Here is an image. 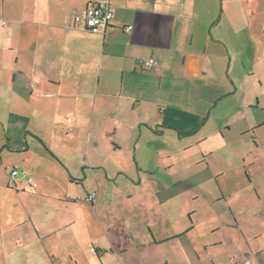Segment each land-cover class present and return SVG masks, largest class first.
I'll return each instance as SVG.
<instances>
[{
  "label": "crops",
  "instance_id": "obj_1",
  "mask_svg": "<svg viewBox=\"0 0 264 264\" xmlns=\"http://www.w3.org/2000/svg\"><path fill=\"white\" fill-rule=\"evenodd\" d=\"M110 1L103 33L65 25L89 0L1 21L0 144L27 145L0 179V264H264V0Z\"/></svg>",
  "mask_w": 264,
  "mask_h": 264
},
{
  "label": "rangeland",
  "instance_id": "obj_2",
  "mask_svg": "<svg viewBox=\"0 0 264 264\" xmlns=\"http://www.w3.org/2000/svg\"><path fill=\"white\" fill-rule=\"evenodd\" d=\"M35 0H0V28L4 27L1 24L2 20H5L6 22L11 23L10 22V17H23L25 16V13L29 10V6L32 5L34 3ZM43 1V0H40ZM49 1H53L54 3H56V0H49ZM14 111L12 112V118L16 121L19 122L20 118L19 117H15L14 115ZM17 116V115H16ZM26 122V120L24 121ZM14 124V123H13ZM18 124V123H17ZM262 131H264V128L262 129ZM9 132L11 134L12 137V141H7V143L9 144V146L7 145L6 147L3 146V142L2 144H0V154L4 155V163L2 166H0V179L1 180H5L6 183L8 185V180H9V176H10V170L12 168V162H14L15 157H17V155H24V153L26 152V150H24L26 148V133L25 131L23 132L21 130V128L18 127H12L11 129H9ZM239 140L236 143L237 146L238 142H240V138H238ZM242 143H243V147L241 148L242 150H244L246 153L252 152V153H256L259 150L256 149L255 144L253 143V139L246 135L242 138ZM30 143L31 149L34 152H36V147L37 145L34 143V141L30 140L29 138L27 139ZM224 149H222L223 151ZM224 152H227L226 150H224ZM7 155L11 156L12 158H8L6 159ZM174 158H177V161H180L178 163L179 168H187V171L192 170V161H190L187 157H189L190 155H172ZM224 155H214V159H221ZM228 158H233L236 157L235 153L232 151H229ZM185 158L187 160H185ZM241 166H243V163L241 161L240 163ZM258 165V164H257ZM194 167V165H193ZM258 169L262 170L264 169V166L262 165H258ZM264 171V170H263ZM264 178H259L257 181L258 183H261V187H264ZM10 182V181H9ZM12 184V183H11ZM194 183L193 182H185L184 183V192L182 193V199H184V201L187 202V206L190 207H195L194 209L198 208L204 204V202L207 200V198H211L210 196H212L211 193H204V195H200V193L197 191L199 188L194 187ZM6 190V188H4ZM2 192H0V199H4L6 196V191L1 190ZM174 194V193H172ZM181 196V193H180ZM199 196V197H197ZM186 199V200H185ZM204 199V202H203ZM206 210H200V214L201 212ZM222 211V210H221ZM204 212V213H205ZM199 213V212H198ZM195 214V213H194ZM197 214H195L194 216H196ZM4 218V212H0V219L2 220ZM2 222V221H1ZM5 242L8 243L7 246H11V242L7 239H5Z\"/></svg>",
  "mask_w": 264,
  "mask_h": 264
},
{
  "label": "built area",
  "instance_id": "obj_3",
  "mask_svg": "<svg viewBox=\"0 0 264 264\" xmlns=\"http://www.w3.org/2000/svg\"><path fill=\"white\" fill-rule=\"evenodd\" d=\"M114 12L115 8L110 0H89L88 4L83 8L73 7L69 9L65 14L64 22L67 27L84 28L93 32L103 33L113 19ZM131 28V25L124 27L125 31H130ZM136 63L140 67L147 69L156 71L159 69V62L155 57L139 58ZM19 173V169L13 168L10 171V176L16 177L19 176ZM27 182L33 187L37 185L32 177H28ZM96 196L97 192L92 191L84 199L93 202ZM91 250L95 252L94 247ZM241 264H251V262L248 258H245Z\"/></svg>",
  "mask_w": 264,
  "mask_h": 264
}]
</instances>
